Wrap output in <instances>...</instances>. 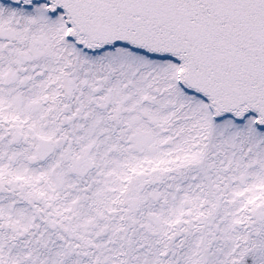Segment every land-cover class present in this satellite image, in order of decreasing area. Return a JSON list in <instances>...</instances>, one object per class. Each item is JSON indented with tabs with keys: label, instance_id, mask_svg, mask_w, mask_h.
<instances>
[{
	"label": "snow or ice",
	"instance_id": "snow-or-ice-1",
	"mask_svg": "<svg viewBox=\"0 0 264 264\" xmlns=\"http://www.w3.org/2000/svg\"><path fill=\"white\" fill-rule=\"evenodd\" d=\"M0 264H264V0H0Z\"/></svg>",
	"mask_w": 264,
	"mask_h": 264
}]
</instances>
